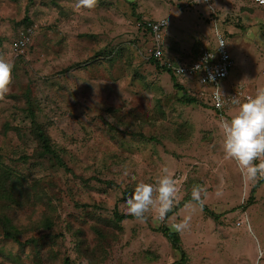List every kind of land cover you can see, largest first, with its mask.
I'll use <instances>...</instances> for the list:
<instances>
[{
    "label": "rangeland",
    "instance_id": "374dc122",
    "mask_svg": "<svg viewBox=\"0 0 264 264\" xmlns=\"http://www.w3.org/2000/svg\"><path fill=\"white\" fill-rule=\"evenodd\" d=\"M77 3L0 0V57L14 65L0 98V264H264V179L247 178L225 157L222 128L239 109L232 97L264 88V7ZM158 18L167 20L166 49L182 55L226 33L233 66L220 83L228 93L221 110L188 80L176 88L149 60L141 24ZM29 24L30 40L14 52ZM39 128L62 164L41 145ZM163 166L176 178L172 209L118 219L130 215L125 201L135 185L155 182ZM196 186L212 215L192 201ZM186 218L185 229L172 227ZM161 227L178 237L183 255Z\"/></svg>",
    "mask_w": 264,
    "mask_h": 264
},
{
    "label": "clouds",
    "instance_id": "9594fccd",
    "mask_svg": "<svg viewBox=\"0 0 264 264\" xmlns=\"http://www.w3.org/2000/svg\"><path fill=\"white\" fill-rule=\"evenodd\" d=\"M95 0H78L77 7L92 8ZM13 63L0 57V98L9 91L12 80ZM218 94L216 100L221 103ZM232 102L239 106L235 116L222 124L224 131L223 150L227 159L234 160L241 172L249 179L264 177V88H257L255 95L246 96L241 101L237 96ZM255 162V163H254ZM202 186L193 188L192 200L200 203ZM177 194L176 178L173 172L163 166L155 182L140 181L125 203L127 212L137 219H143L145 213L156 208L161 217L165 216L173 207ZM188 226V219L174 224L172 227L183 230Z\"/></svg>",
    "mask_w": 264,
    "mask_h": 264
},
{
    "label": "built area",
    "instance_id": "2783aa9c",
    "mask_svg": "<svg viewBox=\"0 0 264 264\" xmlns=\"http://www.w3.org/2000/svg\"><path fill=\"white\" fill-rule=\"evenodd\" d=\"M252 1L264 7V0ZM144 25L149 31L150 38L146 49L148 57L155 59L170 75L183 80V82L188 80L190 83H194L200 89V94L204 96L205 100H209L214 109L221 110L228 93L221 88L220 83L227 79L233 66L225 35L222 32H216L215 46H203L197 51L189 50L190 53L182 55L171 51V49H166L167 45L163 44L162 30L167 25L165 18L149 20ZM31 33V25L20 29L19 37L12 41L14 52H23V48L30 40ZM221 93L223 96H221V103L218 105L216 97Z\"/></svg>",
    "mask_w": 264,
    "mask_h": 264
},
{
    "label": "trees",
    "instance_id": "16d2710c",
    "mask_svg": "<svg viewBox=\"0 0 264 264\" xmlns=\"http://www.w3.org/2000/svg\"><path fill=\"white\" fill-rule=\"evenodd\" d=\"M141 25H142L143 28L149 33L147 27H146L144 24H141ZM28 26H30V24H29V25H26V26H24V27H28ZM222 33H223V34L225 35V37H226V33H224V31H223ZM18 37H19V35L16 34V36L14 37V39H15V38H18ZM226 38H227V37H226ZM149 60H150V61H151L156 67H160V68H162V67L159 65V63H158L155 59H153V58H149ZM162 69H163V68H162ZM165 71H166V70H165ZM170 77H171V80L173 81L174 86H175L176 88H178V89H182L181 85L179 84V83H182V80L176 78V77L173 76V75H170ZM182 97L184 98V101H185V102H189V103L196 102L195 98H193V97H191V96H187V95L185 94V91H183V95H182ZM37 137H38V139L40 140L41 145L43 146V148L45 149V151L48 152L49 154H51V155L56 159V162H58L59 164H62V161L60 160L59 156L55 153V151H54V150L52 149V147H51L50 139H49V135L47 134V132H46L44 129L39 128V131H38ZM263 179H264V177H263ZM192 201H193V200H192ZM196 203H197V202H196ZM180 205H182V204H181V203H178V204L176 205V207H179ZM199 205H200L201 207H203V208L206 210L207 213H210V214L212 215V213L206 208V206H205L202 202H200ZM130 216H131V215H123V214H121V215H118L117 218H118V219H122V218L130 217ZM160 231L163 233V235H164L167 239L171 240V242H172L171 245H172L173 247L178 248V249L181 250L182 255H183V251H182L181 246H180V244H179L178 237H176V236L174 235V232L170 231V230H169L168 228H166V227H161V228H160ZM183 259H184V257H182L181 260H183ZM175 263H176V262H175ZM175 263H172V264H175Z\"/></svg>",
    "mask_w": 264,
    "mask_h": 264
},
{
    "label": "crops",
    "instance_id": "0c3cea01",
    "mask_svg": "<svg viewBox=\"0 0 264 264\" xmlns=\"http://www.w3.org/2000/svg\"><path fill=\"white\" fill-rule=\"evenodd\" d=\"M169 47V46H168ZM188 49H190V50H192V51H194V48L193 47H187ZM173 49H175V48H173Z\"/></svg>",
    "mask_w": 264,
    "mask_h": 264
}]
</instances>
